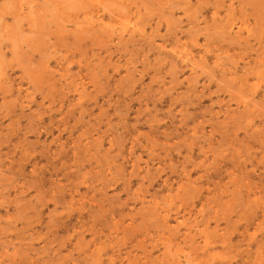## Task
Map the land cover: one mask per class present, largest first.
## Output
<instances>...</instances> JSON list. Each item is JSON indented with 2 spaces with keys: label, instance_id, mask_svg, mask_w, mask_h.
Here are the masks:
<instances>
[{
  "label": "rangeland",
  "instance_id": "rangeland-1",
  "mask_svg": "<svg viewBox=\"0 0 264 264\" xmlns=\"http://www.w3.org/2000/svg\"><path fill=\"white\" fill-rule=\"evenodd\" d=\"M0 264H264V0H0Z\"/></svg>",
  "mask_w": 264,
  "mask_h": 264
},
{
  "label": "bare ground",
  "instance_id": "bare-ground-1",
  "mask_svg": "<svg viewBox=\"0 0 264 264\" xmlns=\"http://www.w3.org/2000/svg\"><path fill=\"white\" fill-rule=\"evenodd\" d=\"M61 36V35H60ZM78 40V39H77ZM79 42V41H78ZM65 44V43H64ZM73 45V44H72ZM16 52V51H15ZM3 54V53H2ZM4 60V59H3ZM27 72V71H26ZM37 73V72H36ZM41 73V72H40ZM42 75V74H41ZM49 76V75H48ZM41 82V81H40ZM50 85V84H49ZM9 115V114H8ZM23 157V156H22Z\"/></svg>",
  "mask_w": 264,
  "mask_h": 264
}]
</instances>
